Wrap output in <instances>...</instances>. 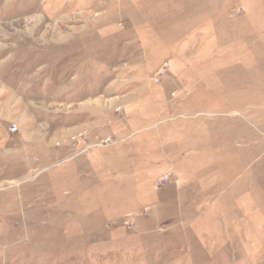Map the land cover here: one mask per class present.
I'll use <instances>...</instances> for the list:
<instances>
[{"label": "rangeland", "instance_id": "obj_1", "mask_svg": "<svg viewBox=\"0 0 264 264\" xmlns=\"http://www.w3.org/2000/svg\"><path fill=\"white\" fill-rule=\"evenodd\" d=\"M0 264H264V0H0Z\"/></svg>", "mask_w": 264, "mask_h": 264}]
</instances>
